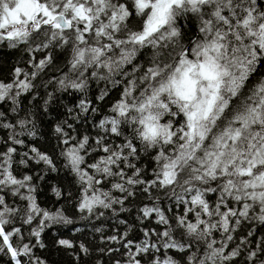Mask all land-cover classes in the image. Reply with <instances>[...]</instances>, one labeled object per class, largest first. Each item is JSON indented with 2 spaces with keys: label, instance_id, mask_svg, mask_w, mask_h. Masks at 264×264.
Returning <instances> with one entry per match:
<instances>
[{
  "label": "snow or ice",
  "instance_id": "1",
  "mask_svg": "<svg viewBox=\"0 0 264 264\" xmlns=\"http://www.w3.org/2000/svg\"><path fill=\"white\" fill-rule=\"evenodd\" d=\"M0 49L26 57L0 76L7 264H49V246L73 264H264V0H0ZM40 89L44 113L81 94L48 150L24 105ZM51 174L66 183L46 205ZM77 215L117 227L46 243Z\"/></svg>",
  "mask_w": 264,
  "mask_h": 264
},
{
  "label": "trees",
  "instance_id": "2",
  "mask_svg": "<svg viewBox=\"0 0 264 264\" xmlns=\"http://www.w3.org/2000/svg\"><path fill=\"white\" fill-rule=\"evenodd\" d=\"M21 59H26L22 53H14L13 50L10 49H0V76L5 78L9 77L11 68ZM102 87L103 83H100L99 85L93 84L87 98L93 100V102L97 103L99 107L104 108V106L109 103V100L114 98L115 90L105 99V101L97 102L95 97L99 94V90ZM57 95L59 97L58 102L48 106V113H44L41 108V105H43L44 89H40V97L36 100H31L30 98L24 99V105L28 107L29 111L36 113L38 130L36 142L42 150L50 149L55 142L52 133L55 121L64 118L66 108L74 107L81 98L80 93H58ZM85 127H87V125H85ZM62 183H66V181H62L57 174H51V177H45V181H41L39 185L38 199L46 205L54 203L56 197L51 189L53 186L60 187ZM73 218L75 221L74 226H54L53 229L49 230V232L46 233V243L51 245L52 239L58 235L67 234L70 228L75 227L81 229V232L74 233L75 236L81 237L82 240H91L93 244H98L100 233L94 231L95 227H102L104 234L106 235L112 234L117 227L115 218H102L101 220H96L94 222L81 220L78 215ZM120 218H126L128 220V225L131 226L129 232L130 238L139 235V232L137 231V222L135 221L133 214H121ZM118 227L123 230L127 226L119 225ZM116 246L119 247L118 245ZM39 254L44 256L49 264H73L74 261V257L70 253L51 246L40 250ZM104 259L107 261L108 258L104 257ZM7 261V257H0V264H7Z\"/></svg>",
  "mask_w": 264,
  "mask_h": 264
}]
</instances>
